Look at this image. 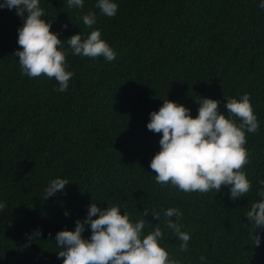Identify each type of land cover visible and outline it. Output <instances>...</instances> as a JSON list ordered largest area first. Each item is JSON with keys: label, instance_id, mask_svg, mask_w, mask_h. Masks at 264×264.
I'll return each mask as SVG.
<instances>
[{"label": "trees", "instance_id": "1", "mask_svg": "<svg viewBox=\"0 0 264 264\" xmlns=\"http://www.w3.org/2000/svg\"><path fill=\"white\" fill-rule=\"evenodd\" d=\"M113 2L117 13L108 17L95 7L97 0H84L83 8L40 0L42 19L69 51L74 75L63 93L55 90V79L21 74L16 52L24 21L15 8H0V202L6 204L0 212V264H62L56 233L74 230L92 202L102 209L118 205L132 222L143 218L145 208L155 209L160 218L145 216L144 234L160 227L161 246L181 264H264V228L253 233L246 217L264 190L261 0ZM89 11L97 17L92 28L82 20ZM93 29L114 49V60L71 54L67 39L86 38ZM244 93L259 123L257 132H246L249 162L242 171L250 191L233 200L227 185L216 193H185L158 184L150 161L162 134L148 130L150 113L168 99L196 117L206 97L228 116L227 99ZM56 178L69 183L43 198ZM168 208L182 213L181 230L191 235L186 252L166 226ZM256 234L259 247L252 240ZM90 235L85 225L82 236Z\"/></svg>", "mask_w": 264, "mask_h": 264}, {"label": "clouds", "instance_id": "2", "mask_svg": "<svg viewBox=\"0 0 264 264\" xmlns=\"http://www.w3.org/2000/svg\"><path fill=\"white\" fill-rule=\"evenodd\" d=\"M67 4L70 8H83L84 0H67ZM5 7L15 8L16 14L24 21L18 29L17 43L21 50L16 52L21 74L29 78L46 76L55 79L58 83L55 90L67 91L74 75L68 70L66 57L69 51L63 48L58 34L50 30V22L42 19L45 11L40 0H2L0 8ZM95 7L103 15L114 17L118 5L113 0H97ZM258 7L264 10V0ZM82 20L89 28L97 23L92 11L83 15ZM67 42L72 55L93 59L103 57L107 61L116 57L114 49L101 39L99 29H93L83 39L81 34H74ZM198 103L196 117H192L184 105L168 99L157 111L150 113L148 130L162 134L160 150L150 161L156 182L161 185L170 183L185 193L212 190L216 193L227 185L230 186L231 199L245 196L251 189V182L242 171L249 162L245 148L246 132L255 133L259 128L250 95L244 93L239 99L229 97L225 104L228 116L219 110V102L215 99L204 97ZM233 117L240 122L237 124ZM68 183L62 178L51 180L43 198L63 191ZM259 183L264 185V180ZM257 195L261 199L252 203L246 213L253 225V233L264 228V190L258 191ZM5 209L6 204L0 202V212ZM149 213L159 220L155 209L149 211L145 208L143 218L132 222L127 212L121 214L118 205L102 209L92 202L84 221L76 220L74 230L64 229L56 233L57 256L62 258V264H181L161 246L164 233L160 227L144 234V217ZM164 215L168 218L167 228L181 241L179 251H188L191 235L181 230V211L168 208ZM85 225L90 226V238L82 236ZM252 240L259 247L260 235H252ZM199 259L204 261L206 258L201 255Z\"/></svg>", "mask_w": 264, "mask_h": 264}]
</instances>
